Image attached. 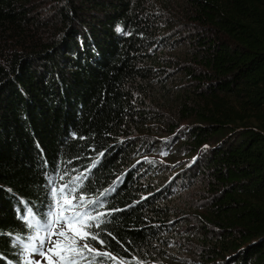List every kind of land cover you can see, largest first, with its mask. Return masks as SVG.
<instances>
[{"label": "trees", "instance_id": "obj_1", "mask_svg": "<svg viewBox=\"0 0 264 264\" xmlns=\"http://www.w3.org/2000/svg\"><path fill=\"white\" fill-rule=\"evenodd\" d=\"M52 188L79 264H264V0H0V264Z\"/></svg>", "mask_w": 264, "mask_h": 264}, {"label": "snow or ice", "instance_id": "obj_2", "mask_svg": "<svg viewBox=\"0 0 264 264\" xmlns=\"http://www.w3.org/2000/svg\"><path fill=\"white\" fill-rule=\"evenodd\" d=\"M118 31L120 29H117ZM54 195H55V190ZM82 199V198H81ZM95 203V202H90ZM79 207L76 203L67 199L64 190H61L60 198L56 200L55 211L49 212L50 219L46 220L44 225H41L50 236L59 237L52 242V247H49L47 253L43 251L44 238L40 239V248L33 246V251H37L41 257L47 259L48 264H79L77 257H83L84 251H94L88 243L79 246L80 240L87 241L90 237L92 240L97 239V235H93L87 231L88 223L82 217L83 213L77 211ZM87 219H95L87 217ZM57 225H61V230L55 231ZM102 243V241H101ZM96 255H107V253H96ZM53 257L56 259L53 260Z\"/></svg>", "mask_w": 264, "mask_h": 264}, {"label": "rangeland", "instance_id": "obj_3", "mask_svg": "<svg viewBox=\"0 0 264 264\" xmlns=\"http://www.w3.org/2000/svg\"><path fill=\"white\" fill-rule=\"evenodd\" d=\"M190 196V195H189ZM189 196H187L186 197V195L184 196V195H182V199H189ZM71 200H72V197L70 198ZM93 216V215H92ZM61 230V229H60ZM180 231H187V229L183 226L182 228L180 227ZM59 237H57V239H58ZM84 245V243H83V240H80L79 241V246H83ZM177 256H179V255H177ZM56 258L55 257H53V260H55ZM117 261H119V263H122V261H120V260H118V259H116ZM174 261V263H177V264H181V263H184V262H182L180 259H178V258H176V259H173V260H171V262H173ZM36 264H48V261H47V259H45V258H42V259H40V261L38 260L37 262H36Z\"/></svg>", "mask_w": 264, "mask_h": 264}]
</instances>
